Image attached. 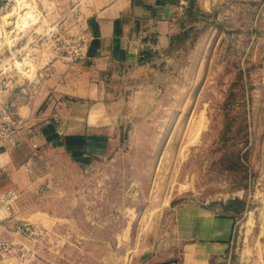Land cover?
<instances>
[{
	"label": "rangeland",
	"instance_id": "1",
	"mask_svg": "<svg viewBox=\"0 0 264 264\" xmlns=\"http://www.w3.org/2000/svg\"><path fill=\"white\" fill-rule=\"evenodd\" d=\"M197 1L190 36L128 85L118 153L84 171L22 146L20 160L33 158L0 191V264H134L189 203L230 208L232 264H264V0ZM32 5L34 22L10 32L25 40L9 67L38 84L55 51L42 36L59 15Z\"/></svg>",
	"mask_w": 264,
	"mask_h": 264
},
{
	"label": "crops",
	"instance_id": "2",
	"mask_svg": "<svg viewBox=\"0 0 264 264\" xmlns=\"http://www.w3.org/2000/svg\"><path fill=\"white\" fill-rule=\"evenodd\" d=\"M39 1L43 12H57V21L74 7L88 41L76 62L54 51L38 84L21 81L9 67L24 48L19 44L25 37L17 40L13 35L12 45L1 43L0 72L11 78L6 100L23 127L13 140L0 142V191L30 162L32 153L34 158L39 152L60 157L84 171L118 153L127 135L128 85L160 72L168 53L199 23L201 10L197 0H47L54 4L47 8ZM13 2H3L0 21ZM25 143L34 150L20 160ZM226 208L189 203L176 209L160 230L146 236L148 248L134 264L174 259L182 264H232L238 218ZM5 221L0 219L4 230Z\"/></svg>",
	"mask_w": 264,
	"mask_h": 264
},
{
	"label": "built area",
	"instance_id": "3",
	"mask_svg": "<svg viewBox=\"0 0 264 264\" xmlns=\"http://www.w3.org/2000/svg\"><path fill=\"white\" fill-rule=\"evenodd\" d=\"M67 14L71 20L65 15L42 37H47L50 46L60 58L67 62H76L84 56L88 34L86 29L81 27L78 18L80 13L74 7ZM66 22L69 24L66 25ZM5 74L6 72H0V142L13 140L23 127V122L15 118V113L8 106L6 95L10 89L11 79ZM0 219L4 217L0 215ZM159 264H182V262L174 259Z\"/></svg>",
	"mask_w": 264,
	"mask_h": 264
},
{
	"label": "bare ground",
	"instance_id": "4",
	"mask_svg": "<svg viewBox=\"0 0 264 264\" xmlns=\"http://www.w3.org/2000/svg\"><path fill=\"white\" fill-rule=\"evenodd\" d=\"M32 0H15V10L7 11L3 14V22L7 25L10 31H7L6 28L3 27L2 23H0V38H9L12 37L10 32L14 28L21 30H25L31 23L34 22V11L32 12ZM22 13V17L19 15ZM19 18V19H18ZM24 63L19 62V65H23Z\"/></svg>",
	"mask_w": 264,
	"mask_h": 264
},
{
	"label": "water",
	"instance_id": "5",
	"mask_svg": "<svg viewBox=\"0 0 264 264\" xmlns=\"http://www.w3.org/2000/svg\"><path fill=\"white\" fill-rule=\"evenodd\" d=\"M4 1L5 0H0V7L2 6V4H3Z\"/></svg>",
	"mask_w": 264,
	"mask_h": 264
}]
</instances>
